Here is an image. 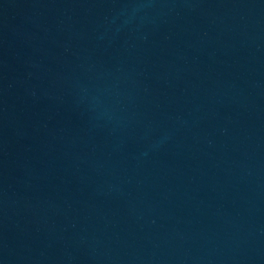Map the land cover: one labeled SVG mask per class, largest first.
<instances>
[{
    "label": "water",
    "instance_id": "95a60500",
    "mask_svg": "<svg viewBox=\"0 0 264 264\" xmlns=\"http://www.w3.org/2000/svg\"><path fill=\"white\" fill-rule=\"evenodd\" d=\"M0 264H264V0H0Z\"/></svg>",
    "mask_w": 264,
    "mask_h": 264
}]
</instances>
